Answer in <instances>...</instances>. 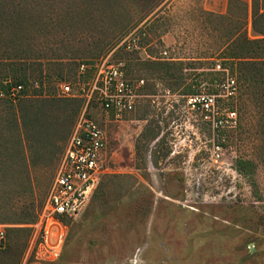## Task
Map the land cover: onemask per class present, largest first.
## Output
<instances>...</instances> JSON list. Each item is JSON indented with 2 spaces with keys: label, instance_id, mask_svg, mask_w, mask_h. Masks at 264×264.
Here are the masks:
<instances>
[{
  "label": "rangeland",
  "instance_id": "1",
  "mask_svg": "<svg viewBox=\"0 0 264 264\" xmlns=\"http://www.w3.org/2000/svg\"><path fill=\"white\" fill-rule=\"evenodd\" d=\"M250 3L0 0V56L60 58L11 77V86H22V99L57 100L68 109L63 118L48 119L37 148L41 157L24 176L32 186L21 207L33 216L0 222V264H25L31 226L78 118L84 113L105 125L95 96L87 103L60 93L61 84L82 93L80 62L119 65L129 83L143 80V87L134 111L121 123L106 124L112 174L71 226L59 259L26 264H264V165L253 176L238 172L236 161L252 153L221 139L233 117L228 109L216 114L233 86L227 58L243 56L245 29L254 37ZM41 72L51 75L46 87ZM4 73L0 91L7 89ZM214 78L224 79V92L209 95L200 83ZM189 88L213 106L186 101ZM260 156L264 150L252 155Z\"/></svg>",
  "mask_w": 264,
  "mask_h": 264
},
{
  "label": "trees",
  "instance_id": "2",
  "mask_svg": "<svg viewBox=\"0 0 264 264\" xmlns=\"http://www.w3.org/2000/svg\"><path fill=\"white\" fill-rule=\"evenodd\" d=\"M250 12L254 37L249 38L245 29L242 41L243 56L227 58L231 66L229 81L233 86L224 92L225 84L222 78L200 83L202 87L207 88L209 95H217L221 91L226 95L224 100H220L216 114L228 109L235 115L236 124L226 126L230 131L222 132L224 135L221 139L252 153L249 159L236 161L238 172L248 177L253 176L259 164L264 165V156L252 157L257 151L264 150V0H251ZM245 15L247 27V5ZM25 40L26 38L22 37L21 42ZM17 52L26 53L22 50ZM57 60L60 58L56 55L45 54L28 57L0 56V70L5 71L1 82L8 87L11 85V77L17 79L20 72L26 71L34 64L54 66ZM38 78L42 79V84L46 87L51 75L45 76L41 72ZM46 92L45 89L44 93ZM197 93L190 88L184 91L186 101L191 99L195 101V105H202L201 99L205 95ZM71 100L85 102L84 99ZM67 111V106L60 105L57 100L22 99L13 103L0 99V222L9 220L16 224L33 216L28 208L22 210L21 207L25 190L32 186L30 179L24 176L29 174L35 161L41 157L37 148L43 140V131L48 127V119L59 120Z\"/></svg>",
  "mask_w": 264,
  "mask_h": 264
},
{
  "label": "built area",
  "instance_id": "3",
  "mask_svg": "<svg viewBox=\"0 0 264 264\" xmlns=\"http://www.w3.org/2000/svg\"><path fill=\"white\" fill-rule=\"evenodd\" d=\"M76 80L83 87L82 93L75 94L69 84H61L62 97L84 99L89 103L95 96L104 113L105 125L84 113L75 122L47 191L45 204L37 222L31 226L25 264L29 261L54 263L59 259L71 226L87 208L100 181L112 174L106 124L121 123L125 114L134 111L137 91L144 83L143 80H138L136 85L129 83L119 65L94 62H80L76 68ZM23 93L22 86L9 85L0 91V99L16 103L22 100ZM38 96L44 98V95ZM201 103L206 110L213 106L208 97L201 99ZM230 115L233 117L231 125L235 126L236 117ZM4 243L5 233L0 230V246Z\"/></svg>",
  "mask_w": 264,
  "mask_h": 264
}]
</instances>
